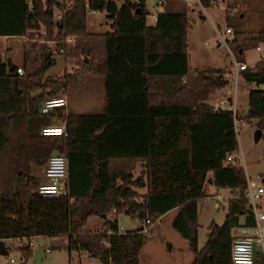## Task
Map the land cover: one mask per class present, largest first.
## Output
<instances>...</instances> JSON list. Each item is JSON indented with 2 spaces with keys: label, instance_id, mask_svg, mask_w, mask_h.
<instances>
[{
  "label": "trees",
  "instance_id": "trees-1",
  "mask_svg": "<svg viewBox=\"0 0 264 264\" xmlns=\"http://www.w3.org/2000/svg\"><path fill=\"white\" fill-rule=\"evenodd\" d=\"M200 1L208 6L215 0ZM56 3L0 0V35L31 42L23 52L22 74L0 58V242L63 234L68 251H83L103 264H139L148 235L140 227L118 233L117 214L154 222L175 209L171 226L187 241L193 254L189 264H229L231 230L251 227L253 216L244 197V169L226 159L237 152L231 111L215 110L208 102L224 85L225 68L189 66L187 10H174L164 0L155 22L146 24L145 0H73L54 19ZM88 8L106 12L109 30L86 28ZM66 36H73V43L65 42ZM259 42H264V20L253 33L234 31L228 46L243 61L244 51ZM59 51L74 58V68L44 76ZM84 76L103 80L100 112L58 109L52 120L38 111L42 97L60 94ZM241 77L264 79V59L246 67ZM60 118L65 135L39 132ZM238 118L254 121L264 137V87L248 89ZM51 150L67 159V192L60 196L37 193L41 180L31 172L32 163L41 164ZM209 179L231 196L222 223H210L197 248L196 202L207 195ZM90 215L101 223L85 230ZM15 249L23 258L31 253V245Z\"/></svg>",
  "mask_w": 264,
  "mask_h": 264
},
{
  "label": "rangeland",
  "instance_id": "rangeland-1",
  "mask_svg": "<svg viewBox=\"0 0 264 264\" xmlns=\"http://www.w3.org/2000/svg\"><path fill=\"white\" fill-rule=\"evenodd\" d=\"M169 1L172 9L185 8L187 10L190 25L186 39L188 61L191 68H225L231 63V55L226 46L218 41L214 25L220 26L221 30L224 26H229L231 32L225 34V38L231 40L234 31L253 33L264 20V0H215L203 7L193 0L189 3H185L184 0ZM154 2L155 0H145L148 13L156 11ZM105 13L104 10L90 11L87 9L85 15L86 28L92 32L109 30V20ZM148 19L149 17H147ZM30 43L23 36L0 35L1 60L6 64L21 67L23 52ZM41 43L48 45L47 41ZM229 48L235 55L233 49ZM52 57L54 62L46 68L44 76L58 77L74 68L73 57L67 56L61 51L54 53ZM243 60L252 65L259 60L258 52L253 47L246 49ZM238 82L241 89L237 94V108L238 112L242 114L246 108L249 87L263 88L264 83L248 82L242 77H239ZM103 91L100 77L84 76L59 92L67 100L62 110L68 113L100 112L103 106ZM57 122L62 123V118L58 119ZM254 131L255 124L254 121H251L236 133L238 162L243 167L245 175L251 177L264 173V137H255ZM53 152L56 151L51 150L48 154ZM44 161L41 164L32 163L31 165V172L40 177L41 181H43ZM138 171L139 165L135 167L133 173L136 174ZM137 190L141 193L144 191V187L137 188ZM205 192L207 195L196 202L197 248L204 244L209 224L222 223L226 212V197L223 195L227 194L223 189H216L206 180ZM262 202L264 203V201ZM173 213L174 210H171L163 214L157 224L156 221L153 222L150 227V234L140 248L139 264H189L192 260L193 254L188 248L187 241L171 226ZM116 219L118 227L121 226L124 230L141 226L140 221L135 216L126 213H118ZM100 223L101 218L99 216L90 215L85 221L84 229L94 230ZM236 228H232L231 237L239 232ZM32 241L31 253L27 257L23 258L15 246L8 247L6 253H0V264H103L95 256L79 255L74 250L68 251L66 236L63 234L38 235L34 236ZM3 242L8 243L9 241H1V243ZM45 247L48 248V251H44ZM254 253L256 262L264 264V256L259 248H255ZM10 258L12 261L9 260Z\"/></svg>",
  "mask_w": 264,
  "mask_h": 264
},
{
  "label": "built area",
  "instance_id": "built-area-1",
  "mask_svg": "<svg viewBox=\"0 0 264 264\" xmlns=\"http://www.w3.org/2000/svg\"><path fill=\"white\" fill-rule=\"evenodd\" d=\"M73 0H57L56 8L53 9V17L58 19L62 11H65ZM191 0H184L185 3H189ZM199 6L203 7L200 0H193ZM137 3V0H134V4ZM164 3V0H156L157 7H161ZM90 11L94 9L88 8ZM156 12H150L146 14L145 22L146 24H153L156 20ZM147 17L149 19L147 20ZM215 32L218 37V41L223 43L228 52L231 55V63L225 69L223 73V78L225 83L222 87L216 89L213 93L209 95L208 102L211 104L213 109H229L232 114V126L235 133L238 130L247 125V122L242 121L238 118L239 112L237 108V94L241 89V86L238 82L239 77H241V71L246 67L251 66L247 64L244 60L237 61L228 46V40L225 38V34L231 32L229 26H224L221 30L220 26H215ZM64 41L67 43H73V36H66ZM49 44L50 42L47 41ZM264 42L256 44L253 48L258 52L259 59H264V51H262V46ZM15 72L17 74H22L23 69L20 66L15 67ZM66 97L64 95H53L45 96L38 105V111L42 114H47L51 119H54L52 112H55L58 109H62L66 105ZM241 109V108H239ZM39 132L42 135H65L66 130L64 128L63 122H53L50 124L42 125L39 129ZM227 160H237L236 153H227ZM43 181L39 182L37 185V193L42 196H60L64 195L67 192V159L65 155L59 152H53L47 155L43 164L42 170ZM231 196L229 194L223 195L226 197ZM244 197L246 198L247 204L251 209L253 216V225L251 227H246L245 231L241 233L234 234L229 241V264H254V249L259 248L260 252L264 256V177L262 174H256L254 176H246V189L244 191ZM113 212V209L110 213ZM140 231L146 235L150 234V227L153 222H149L147 219L140 221ZM238 228V227H237ZM244 228V227H243ZM118 233H123L124 229L119 226L117 227ZM33 237H13V238H4L2 241H9L8 243L3 242V247L8 249V247H19L24 245H32ZM44 251H48V248L45 247ZM78 254H85L83 251H79ZM12 261V259H9Z\"/></svg>",
  "mask_w": 264,
  "mask_h": 264
},
{
  "label": "crops",
  "instance_id": "crops-1",
  "mask_svg": "<svg viewBox=\"0 0 264 264\" xmlns=\"http://www.w3.org/2000/svg\"><path fill=\"white\" fill-rule=\"evenodd\" d=\"M155 2H156V0H155ZM154 2V5H155V7H156V11H160V10H162V8H163V5L161 6V7H157V4ZM262 46V51H264V45H261ZM227 67H225V69H226ZM101 78V77H100ZM102 79V78H101ZM255 83V82H254ZM102 84H103V80H102ZM249 88H253V86H251V87H249ZM103 90H104V88H103ZM103 94H104V91H103ZM67 112V111H66ZM68 113V112H67ZM261 174V173H260ZM221 189H223L224 191H225V194H229V190L227 189V188H221ZM171 210H174V213H175V209H169V210H167L166 212H164L163 214H165V213H167V212H169V211H171ZM173 213V214H174ZM162 214V215H163ZM161 215V216H162ZM161 216L159 217V218H161ZM159 218L156 220V224L158 223V221H159ZM236 230H239V232L238 233H241L242 231H245V228H243V227H238V228H236Z\"/></svg>",
  "mask_w": 264,
  "mask_h": 264
},
{
  "label": "water",
  "instance_id": "water-1",
  "mask_svg": "<svg viewBox=\"0 0 264 264\" xmlns=\"http://www.w3.org/2000/svg\"><path fill=\"white\" fill-rule=\"evenodd\" d=\"M9 69L11 70L12 69V66L9 64ZM264 79L263 77H259L255 80V83H263ZM16 92L18 93L19 92V89H16ZM260 129L259 128H255V131H254V136L255 137H258L260 136ZM208 182H210V179L208 180ZM0 253H6V249H4L3 247V244L0 242Z\"/></svg>",
  "mask_w": 264,
  "mask_h": 264
}]
</instances>
